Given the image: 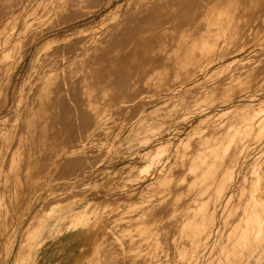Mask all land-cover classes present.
Instances as JSON below:
<instances>
[{
	"label": "rangeland",
	"instance_id": "obj_1",
	"mask_svg": "<svg viewBox=\"0 0 264 264\" xmlns=\"http://www.w3.org/2000/svg\"><path fill=\"white\" fill-rule=\"evenodd\" d=\"M41 1L44 0H38V2ZM56 2L54 0V3ZM191 4L188 1L182 4L173 2L169 10L171 13H163L170 15L168 18H171V22L169 23L176 27V30H178L177 27H188L186 22L180 20L179 17L183 16L186 10L191 9L195 19L193 18L190 22V28L192 23H194L197 31L208 26V21L211 18H205L204 13L211 10L209 5L198 3L195 0L193 3L195 7ZM81 5L84 16L82 21L65 25L62 28L56 27V30L54 29L43 36V40L41 39L39 43L44 40H58L60 43H64L81 35L87 39L85 43L91 45L97 35L103 34L105 29L112 27L106 35L98 39L102 42H99L89 53L91 57H96L101 61L95 65L89 64L84 70L90 79L96 75L103 78L98 88L100 92L109 93L107 99L123 102L125 105H123L124 107L111 106L109 110L101 113L100 116L104 117L105 120H111L105 124L94 122L95 111L99 107L102 108L99 103L94 107L80 105L81 108L77 107L78 109H74L71 105V108L65 111L68 113V131L63 130V128L57 129V120L54 118L50 122L54 130L50 127L47 132L49 139L44 141L43 145L40 142L45 138L44 133L41 134V131L36 133V137H38L37 139L35 137V168L33 171L28 169L23 172L28 177L23 188L25 195L19 199L14 192L8 193V187L16 189L20 186L18 179L9 177V181L1 183L6 191L5 200L7 203L12 202L13 204L10 206L11 213L4 218L0 217V231L3 233L7 229H13L10 222L14 221V230L18 232L27 219L28 222L30 221L29 210L23 214V209L25 201L32 195L38 198L35 200V204L38 203L36 205V207L38 206L37 219L48 213L58 198L64 199V194L56 197L53 192L55 190L67 192L68 180L74 177V182L80 184L77 188H73L76 197L86 195L90 198L89 203L95 205L94 207L88 206L84 215L91 217V220L99 217L98 227L100 231L102 229V232L108 230L106 229L107 226H122L118 231H116L117 229L114 230L116 235L112 241L117 246L116 250L109 257L101 259V262L105 264H149L150 260V264L155 262L157 264H264V230L260 232L261 235L256 234L257 227H253L252 223L250 225V222H254V220L251 219L252 217L249 216L247 210V204L251 203L250 198L253 194L251 190V187L254 188L252 186L253 177L257 170L261 171L262 160L264 159L262 154L261 160H254L260 154V147H262L260 146L263 140L260 134V124L255 123L252 127L248 125L251 118L253 119L260 114L253 110L256 108L253 104L255 102L250 101L257 98L264 99V53H257L260 50L264 52V38L252 37L254 34H251V32L255 33V27L260 25L259 21L261 22L262 17L253 25L249 24L250 26L246 27L247 30L245 28V34L238 41L231 43L233 47H230V50L223 53L229 44L220 43L224 50L218 51V53H223L218 61L207 62V67L203 71L196 69V67H190L196 69V75L192 78L193 82L186 81L185 84L176 82V85L172 86L173 89L168 88L167 91V88H163V91L159 90L161 87L159 80L160 85L152 78H158L160 76L158 71L160 70L172 69L173 66L170 64L172 60L164 56L163 49H159L160 47L148 49V46L153 36L156 37L162 29L172 25L165 23L164 17L160 15H150L137 23L127 25L128 18L135 16L134 12L137 6L141 5L138 0H85ZM160 5L159 3L154 4L155 7H160ZM235 6L228 9L224 8L218 14L219 20L223 23L232 21L230 24L235 25L238 20L243 19L237 15V13H241V5H238V8ZM245 6L248 11L252 10L250 3ZM166 9L165 7L161 11ZM157 12L154 11L152 14ZM231 12L234 14L231 15ZM227 15L233 20H230ZM235 17L238 18L234 19ZM59 19L60 17H58ZM122 19L123 23L121 24L124 26L118 28ZM17 26L9 28L5 32V35L1 37L2 42L4 38L13 40L17 37L23 41L21 39L23 34L19 33L20 28ZM11 29L15 31V34ZM244 42L245 44H242ZM194 43L191 41V44ZM204 43L210 46V42L204 41ZM153 44L155 47L160 43L155 41ZM87 45L85 46L87 47ZM238 45L241 46L238 47ZM37 46L38 44L26 51L25 59L20 62L19 67L13 73L14 85L12 84L10 91V102L15 98L13 96L16 95L26 77L37 67L35 52ZM234 48L238 49L234 50ZM253 51L256 54H249ZM197 52L204 58L205 52L203 50ZM220 60L223 63L221 65H219ZM150 61H154V66L151 68H149ZM165 62L170 65L165 66ZM126 63H129L130 69ZM177 69L181 68L178 67ZM109 75H113V79L110 81L106 80ZM234 79L235 82L232 84L223 85L225 82ZM216 85L223 86L215 89L214 86ZM246 85H249L252 91L245 89ZM250 92H254L253 94H256L257 98L250 97ZM171 96L173 97L167 99ZM85 98L91 99L92 95L90 97L86 94L81 97V99ZM99 101L107 100L100 99ZM80 103H84V100H81ZM247 103H251L250 108L225 111L226 109L230 110L235 105ZM114 108L117 109V112ZM4 112H1L2 115L0 116H4ZM140 115L143 120L138 119ZM202 117H206V120L202 121L199 131L186 137L195 122ZM137 119L139 125L143 127L147 125L148 127L147 129L142 128L138 135H134L135 132H132V128L136 126ZM87 134H90L88 138ZM181 139L182 142L178 145V141ZM151 147L157 149L158 152L154 155V163L148 164L149 157L142 158L140 154ZM65 149L71 153V158L58 160ZM231 151L235 153L234 156H237H235L237 166L227 159ZM207 154L209 157L204 158ZM234 156L232 157L234 158ZM209 160L213 161L211 164L212 175L221 170L223 172L215 178L214 184L210 179L205 182V184L210 182V185L209 183L203 184L204 186L209 185V188L205 187L204 190L200 188V191L191 189L190 192L192 191L193 195L189 189L188 191L185 190L187 193L184 190L180 193L179 200L181 202L178 203L179 205L182 204L183 208H186L190 203L202 206L190 212L191 216L189 217L191 218L187 217L191 224L186 226L188 230H185L183 226L176 227L178 223L181 225L187 222L182 215L190 214L185 211L180 212V214L177 211L171 212L169 207L164 206L169 201V191L173 195V190L178 188L176 182L181 178L186 180L191 176V173L194 176L195 174L202 175L207 171L206 167ZM191 164L197 165L193 167ZM159 165H166L165 171L172 170V178L168 177L164 180L171 185H154L152 189L154 192L153 199L148 193L129 197L126 191L136 187L138 185L136 182L142 178H146L143 185L150 182ZM223 165L231 167L235 182L234 180L229 181ZM125 166L136 169L135 171L118 172L114 177H109L105 173L108 170L115 171ZM188 167L191 169L189 170ZM177 177L178 181L176 180ZM217 178L220 180L217 181ZM247 181L251 182L249 187L243 188ZM101 183H110V187H105L103 191L100 187L104 196L99 199L91 197V186H98ZM211 187H217L213 213H210L209 209L206 210L210 204V196V199L208 196L207 198L204 196L209 195L208 189ZM115 188L116 191H125L121 197L126 200L115 199ZM193 192L196 193L195 196ZM200 192L204 194L203 198L200 197ZM65 195L69 197L68 193ZM172 213L176 217L177 215L182 216L176 218L179 222L175 218L172 220ZM94 214L96 215L94 216ZM212 215L214 217L212 239L202 243L205 245L197 244L196 238L201 241L200 239L206 233L211 234L210 231L212 230L209 227L211 224L207 228L206 223L208 220L211 222ZM130 217L133 218L130 221L132 222L131 225L127 222ZM166 217H169L167 223L164 222ZM33 218L35 217L33 216ZM54 220V218H50L48 222L51 224L54 223ZM202 223L205 225L203 226ZM197 224H201L204 229L202 230L201 226L195 229ZM29 227V224L24 225V229ZM164 227L166 230L162 231L161 229ZM24 235L26 237L23 239L21 237L20 240L25 247L29 236L28 233ZM194 238L195 240H193ZM213 238L216 241H213ZM14 239L13 244L15 245L16 236ZM141 239L144 240L141 242ZM131 240L134 242H130ZM3 242V238L0 236V244ZM141 246L146 255L138 258ZM180 253L186 256L185 260H181ZM48 261L45 260L43 263Z\"/></svg>",
	"mask_w": 264,
	"mask_h": 264
},
{
	"label": "bare ground",
	"instance_id": "obj_2",
	"mask_svg": "<svg viewBox=\"0 0 264 264\" xmlns=\"http://www.w3.org/2000/svg\"><path fill=\"white\" fill-rule=\"evenodd\" d=\"M56 1L57 2L54 3V0H44L41 2H38V0H0V115H2L1 112L5 111L4 116H0V217L2 218L11 213L10 206L13 203H7V201L5 200L4 195L6 191L3 189L1 183L3 181H9V177L18 179L20 186L16 189L8 187V193L12 194L14 192V194H16V197H18L19 199H21V197L25 195L23 188L27 182L28 177L23 172H26V170L28 169L30 171H33L35 168L34 148L36 147L35 137L38 131H41V134L44 133L45 135V138H43V140H41L40 142L41 145H43L44 141L49 139V134L47 135V132L51 127L50 122H52L54 118L55 120H57V129L63 128V130L68 131V113L65 111H68L71 108V105L74 107V109H78L77 107L81 108L80 105L94 107L99 103V105H102V108L99 107V109L95 111L94 122L103 124L109 123L111 122V120H105L104 117L100 116L101 113L103 114L104 112L109 110L111 106L122 107L123 105H125L123 102H116L114 100L107 99L109 93L100 92V89L98 88V85L100 84V82H102L103 78H100L96 75L92 77V79H90L87 75V72L84 70L89 64L95 65L96 63L101 61L96 57H91V54L89 53L94 49L95 46H97L99 42H102L98 41V39L101 36L106 35L107 31L112 28L111 26H109L111 28L105 29L106 31L103 34H100L99 36L97 35V38L92 42L91 45H87L88 43H85L87 39H84V37L81 35L74 40H68L64 43H60L58 40H44L39 43L41 39L43 40V36H45L50 31H53L56 27L62 28L65 25L74 24L84 19L81 4L84 3L85 0ZM186 1H188L190 4L192 3L191 5L193 6L194 0H138V3H141V5L137 6L134 12L135 16L129 17L126 23L127 25L134 24L150 15H160L164 17L163 21L165 23L172 25L171 23H169L171 22V18H168L170 15L163 13L169 12L173 2H179L182 4ZM195 1L198 3H203L205 5L207 4L211 8V10L204 13L205 18H211V20L208 21V29L206 27L205 29H200L197 31L194 23H192V29L190 28V22H192L194 18L191 13V9L186 10L185 13H183L184 15L179 17L180 20L186 22L188 27H177L178 30H176V27L172 25L171 27L169 26L162 29L160 31L161 35L158 34L156 37L152 35L153 38L150 41L148 49H157L159 47V49H163L164 56L168 57L167 59L172 60L170 64L173 66L172 69H164L158 71V74L160 76L156 79L152 78L156 83L158 82V80L161 83V87H158L159 90H163V88H167V91L168 88L173 89L172 86L176 82H193L192 78L196 75V69L203 71V69L207 67V62H211L212 60L218 61V58L223 55V53H225L227 50H230V47H233V45L231 44L232 42H236L242 38V36L245 34V28L248 27L249 24L253 25V23L259 20V18L261 17L262 20L261 22L259 21L260 25L255 27V33L251 32V34H254L252 37L264 38V0ZM157 3L161 4L160 7L162 6V8L155 7L154 4ZM248 3H250V6L252 8L251 11H248L246 9L245 5H248ZM238 5H241L242 8L241 13H237V15L238 17L243 19L238 20L235 25L230 24L232 21L230 23H223L221 20H219L218 14L223 11L224 8L228 9L234 6L235 8H238ZM165 7L167 9L161 11ZM193 7H195V5ZM154 11L158 12L152 14ZM233 14L234 12H231V15ZM58 17H60L59 20ZM238 17H235L234 19H237ZM228 18H230V20H233L229 16ZM70 20H72V22H69ZM17 23H19V26H17ZM121 23H123V19L120 20L118 28L124 26ZM226 25L228 26L224 28V26ZM16 26L17 28H20L19 33L23 34V38H21L23 41H21L20 38L17 37L13 40H7L6 38H4V41L2 42L1 37L5 35V32H7L9 28H14ZM11 31L13 32L14 30L11 29ZM9 33L11 32L9 31ZM155 41L160 44L154 47L153 42ZM191 41L192 43L195 42L194 44H197H191ZM204 41H206L207 43L210 42V46L204 43ZM245 42L242 44H245ZM220 43H223L224 45L229 44V46L224 50L222 49L223 47L220 46ZM37 44L38 46L35 51L37 56V64H35L38 68L36 67L37 69L35 68L32 73L30 72L29 76H25L26 79L19 87L16 95L13 96L15 98L12 99V102H10V91L13 84V73L19 67L20 62L25 59L26 51ZM85 45H87V47ZM241 45H238V47H240ZM81 47H83V49H80ZM236 49L238 48H234V50ZM188 50L192 51L189 52ZM200 50H203L205 52L204 58H202L197 52H200ZM222 50H224L223 53H218V51ZM261 51L262 50L258 51L257 53H264ZM253 52L249 54H256L255 52ZM150 62L151 64H149V68L154 66V61ZM219 62H221V60ZM129 63H126V65L130 69ZM170 64H167L165 62L164 65L167 66ZM221 64L223 63H219V65ZM178 67L181 69H177ZM190 67H196V69H192ZM112 77L113 75H109L106 80L110 81L111 79H113ZM159 82L158 84L160 85ZM233 82H235V79L230 80L229 82H225L223 85H226L228 83L232 84ZM220 86L216 85L214 86V88L218 89ZM245 89L251 90V87L249 85H246ZM253 93L254 92H250L249 96L255 98L257 95ZM86 94H88L90 97L92 95L91 99L93 100H91L90 98L81 99V97ZM172 97L173 96L167 99H170ZM100 99L107 101L101 102L99 101ZM81 100H84V103H80ZM250 102H255L253 104L256 108H253V110H256L260 113L258 114L259 116L253 119L251 118L250 122L248 123L250 127L255 125V123L260 124L261 127L260 134L263 137V140L261 141L260 146L262 147H260V154L254 158V160L258 161L261 160V158L264 156V99L257 98L251 100ZM250 104L251 103H247L244 105H235L230 110L226 109L225 111L229 112L246 107L250 108ZM115 110L117 112V109ZM111 114L110 116L113 117V115ZM138 119L143 120V117L140 115ZM138 119L135 122L136 126L132 128V132H135L134 135H138L139 131L142 130V128L147 129L148 127L147 125L144 127L142 125H139ZM204 120H206V117H202L201 119L196 121L191 130H189V132L186 134V137L198 132L201 128L200 126L202 124V121ZM51 129L54 130L53 127H51ZM89 136L90 134H87V138ZM181 142L182 139L178 141V145ZM66 149L63 150V153H61L58 160L71 158V153L69 151H66ZM157 152V149H153V147H151L142 152L140 155L142 158L149 157L148 164H153V158ZM234 154L235 153L231 151L227 159L228 161L231 160L232 163L235 164V162L237 161L235 158L236 155L234 156ZM232 156H234V158ZM208 157L209 154L204 156V158ZM262 163L263 164L261 167V171L257 170L256 174L253 177L254 180H251L252 182H254L252 183V186H254V188L252 189L251 187V190L253 192L250 198L251 203L247 204L249 216L254 220V222H250V225L252 223L253 227H257V229L255 230L256 234L260 235V232L264 230V159L262 160ZM211 164H213V161L209 160L207 167L205 166L207 171H205L202 175L195 174L194 176V174L191 173V176H189V178H187L186 180L181 178V180L179 181L177 177L176 180L178 182H176V185L178 186V188L173 190V195L172 192L169 191V203L167 202V205L165 204L164 206H166L167 208L169 207V210L171 212L177 211L179 214L180 212L182 213V211H185L186 213L189 212L187 214H190L191 211L200 208V206L202 205H194L193 203H190L186 208H183L184 206H182V204L179 205L178 203L180 201L179 195L183 190L185 191L186 189L187 191L189 189V192L191 189L200 191L199 189L201 188L202 190H204L205 187H208L210 185V182L206 183H209L208 186L203 185L206 181H209V179L214 184L215 178L219 177L223 171L221 170L219 172H214V174L212 175ZM195 165L192 166L194 167ZM223 166L225 167L224 172H226L227 178L230 182H232L234 180L233 170H231V167L228 165ZM235 166H237V163L235 164ZM233 168L234 166L232 167V169ZM135 169V167L130 168V166H125L115 171L108 170L105 173L108 174L109 177H114V175L118 174V172L133 170L135 171ZM165 169L166 165H159L156 171L153 173L151 181L146 185H143L146 178L138 180L136 182V184H138L136 187L129 189L130 191H126L128 196L132 197L134 195H142L143 193H148V195L152 197L154 195V192L152 191L154 185H171V183H166L167 181L165 182L164 180L168 177L172 178V170L165 171ZM190 169L191 168H189V170ZM9 174L10 176H8ZM73 178L68 180L69 187L67 192H59L56 190L53 192L56 197L64 194V199L58 198V201H55V204L50 208L49 212L39 219H37L36 217L38 211V206L36 207V205H38V203L35 204V200H37L38 198L34 195H32L30 198H27L24 204L23 214H25V212H28L29 210V215L31 216L30 221L28 222L27 219V221L23 223L21 229L18 232L14 230V221L10 222V225L13 229H7L3 233L0 231V236L4 241L3 244H0V264H105L101 262V259L109 257V255H111L116 250L117 246L112 241L114 235H116L114 230L117 229L116 231H118L122 228V226H107L106 229L108 230L102 232L101 229L100 231L98 227L99 217H95L94 220H91V217H86L84 215V211L88 206L94 207L95 205H91L89 203L90 198H88L86 195L76 197V193L74 192L75 190L73 188H77L80 184H76ZM218 179L219 178H217V181ZM250 183V181H247L245 183V187L243 188H246V186L249 187ZM86 186L87 185L85 184V187ZM108 186L110 187V183H101L98 186H91V197L99 199L101 196H104V194L100 191V187L103 191V189L105 187L108 188ZM167 188L168 187L164 189ZM116 190L117 189L115 188L114 191ZM124 192H114L116 196L115 199H119V201L126 200L125 198L121 197L124 195ZM66 193L69 194V197L68 195H65ZM190 193L191 195H193L192 191ZM193 193L195 196L196 193ZM208 194L209 195H204L200 192V197L203 198L204 195L206 196V198L207 196L209 198L210 196V204L207 203L209 204V206L206 207V210L209 209L208 211L210 213H213L212 210L216 201L217 187H211L210 189H208ZM153 198L154 197H152V199ZM95 215L96 214H94V216ZM247 215L246 217H249ZM33 216L35 218H33ZM171 216H173L172 220H174V218L176 219L181 215H177L176 217L172 213ZM182 216L185 221L187 220V222L181 225H179L178 223L176 227L183 226L185 227V230H188L186 226L191 224L189 223V219L187 217L191 216V214ZM50 218L55 219L53 221L54 223L50 224L48 222ZM132 220L133 218L130 217L127 222H129V224L131 225L132 222L130 221ZM168 220L169 217H166L164 222L167 223ZM176 220L179 222L178 219ZM213 223L214 217L212 215L211 222L208 220L206 223L207 228L208 225L211 224V226L209 227H211L212 230ZM25 224H29L30 227L24 229ZM202 225L204 226L205 223H202ZM198 226H201V224L195 225V229L196 227L198 228ZM203 226H201V228ZM203 229L204 228H202V230ZM161 230L165 231L166 228L164 227ZM210 232L211 234L209 232L206 233V235L200 239L201 241H199V238H196V240L198 241L197 244L201 243V245H205L202 243H205L212 239V233H214V229ZM21 233H23L21 236L22 239L26 237L27 234L24 235L25 233H28L29 236V240H26L28 243L25 245V247L20 240ZM15 236L17 238V241L14 245L13 243L15 240ZM215 237H217V235H215ZM143 240L144 239H141V242ZM193 240H195V238ZM213 241H216V239H214ZM130 242H134V240H131ZM144 255L146 254L141 246V251L138 254V258L143 257ZM180 256L181 260L186 259V256L182 255L181 253ZM45 260L49 261L43 263ZM150 263L151 260L149 264ZM153 264H157V262Z\"/></svg>",
	"mask_w": 264,
	"mask_h": 264
}]
</instances>
